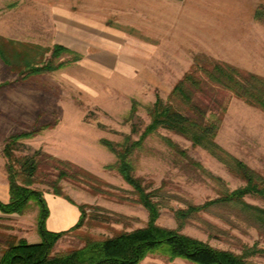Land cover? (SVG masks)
Instances as JSON below:
<instances>
[{
	"label": "rangeland",
	"instance_id": "rangeland-1",
	"mask_svg": "<svg viewBox=\"0 0 264 264\" xmlns=\"http://www.w3.org/2000/svg\"><path fill=\"white\" fill-rule=\"evenodd\" d=\"M54 1L0 0V47L9 63L0 59V173L6 174L2 148L8 137L32 133L20 140L17 157L40 150L104 183V192L94 193L79 182H58L63 195L77 207L86 206V216L81 227L57 241L54 253L147 222L145 208L115 168L117 158L104 140H139L126 159L148 190L161 191L165 206L156 220L160 226L175 229L176 209L244 186L234 171L179 132L159 128L143 139L140 135L149 123L145 106L157 95L166 100L194 63H204L203 57L264 77V0H156L153 8L134 12L126 7L131 0H84L79 8L67 0L74 5L67 10L84 13L86 25H78L77 18L64 23L62 16H52ZM149 12L152 16L145 19L151 22L144 23ZM56 44L72 53L56 55ZM41 63L63 64L32 73L30 67ZM197 99L216 111L225 108L216 144L264 177V111L219 88L205 89ZM48 160L31 185L43 198L53 194L45 181L54 180L56 172ZM243 199L264 208L262 196L246 194ZM37 211L36 202L30 201L22 213L23 228L13 220L0 222V254L6 239L30 236ZM94 213L103 216V222L88 218ZM234 213L228 206L213 207L189 220L181 232L236 253L255 243L264 247V234ZM117 215L123 216L121 222L105 218ZM251 259L264 264V255ZM139 264L193 263L150 253Z\"/></svg>",
	"mask_w": 264,
	"mask_h": 264
},
{
	"label": "trees",
	"instance_id": "trees-1",
	"mask_svg": "<svg viewBox=\"0 0 264 264\" xmlns=\"http://www.w3.org/2000/svg\"><path fill=\"white\" fill-rule=\"evenodd\" d=\"M257 15L260 19L261 16L258 13ZM53 52L56 55L61 52L72 53L67 47L57 44L54 45ZM203 58L204 63H194L177 81L166 100L157 95L154 102L145 106L149 123L141 133L140 139L159 128L179 132L193 145L205 149L234 171L243 179L244 186L233 192L225 190L216 199L203 204H187L185 208L176 209L174 218L177 228L175 229L160 226L156 220L160 209L165 206L161 191L159 189L148 190L142 180L134 176L133 168L126 159L139 140L132 142L127 137L123 144L104 140L103 144L117 158L115 168L132 188V192L136 195V202L145 208L148 214L147 222L142 227L131 230L123 229L111 237L99 240L89 239L80 248L54 253V247L63 235L83 225L86 206L78 205L79 218L69 229L59 232L46 229L48 207L42 192L31 187L36 181L39 170L44 167V159H49V163L46 162L47 165L52 166L56 171L55 179L45 181L46 184L52 187L53 194L63 196L70 202H72L70 198L60 191L58 186L60 180L68 179L82 183L94 193L104 192L100 188V185L104 183L81 167L46 155L40 150L17 157L15 150L20 140L32 133L13 134L8 137L2 148V154L6 159L5 172L10 198L7 203L0 201V210L5 214L20 215L30 201L36 202L38 206L37 232L40 241L28 243L24 238L6 239V247L0 254V264H139L150 253H160L171 260L186 259L193 264H258L251 258L264 255V247H258L257 243L244 246L240 253H236L229 249L215 248L207 242L181 232L184 225L189 220L198 217L200 212L209 211L213 207L228 206L236 211L234 214L237 218L255 227L260 234H264V208L250 204L243 199L246 194L264 197V177L216 144L214 139L225 108L216 111L211 104H208L209 102L205 103L206 101L197 99V94L203 93L205 89L219 88L230 92L246 104L264 111V77L240 70L226 62ZM0 59L8 63L1 47ZM62 64L54 66L51 63H41L33 65L30 70L32 73L45 72L55 70ZM135 109L133 105L132 113ZM135 131V125H132V132ZM117 216V219L105 218L107 221L121 222L123 216ZM88 218L97 222L104 220V217L98 213L90 214Z\"/></svg>",
	"mask_w": 264,
	"mask_h": 264
},
{
	"label": "crops",
	"instance_id": "crops-1",
	"mask_svg": "<svg viewBox=\"0 0 264 264\" xmlns=\"http://www.w3.org/2000/svg\"><path fill=\"white\" fill-rule=\"evenodd\" d=\"M70 1H73L74 5L77 4L78 8H79V5H81V3L84 2V0H70ZM137 1H140L142 3H138ZM155 2L156 0H131V2L126 5V7H129L134 12L136 9H139L141 7H143V9L144 8L151 9L153 8L152 4L153 3L155 4ZM74 5H72V3L67 0H55L54 3L50 5V7L53 9L51 14L52 16H62L61 18L64 19L63 20L64 23H66L67 21H70V20H67L69 18H77L75 20H77L76 23H78V25H81V24L86 25L88 23V20L84 13L81 14L79 11L71 12L67 10L68 8H71ZM83 5L85 7V4ZM95 5H96L95 7L98 6L97 4ZM129 13H130L129 16H132L131 12ZM136 16H138V14H136ZM151 16L152 14H150V12L148 13V15L143 16V22L144 23L151 22V20L145 19L146 17H151ZM130 22L136 23L138 22V20L137 21L130 20ZM6 177H7L6 174L0 173V201L2 203H7L10 198L9 185H8V180ZM44 199L48 207V211H49L48 216L45 221V227L47 230L52 231V232L64 231L72 227L77 222L79 215H80V211L77 207L76 202L71 203L64 197L54 195V194H46L44 196ZM37 214H38V211H37ZM22 216L23 214H20V215L14 214V213L5 214L0 210V222L6 221V220L8 221L13 220V221H16L15 225H19L23 228L22 224L24 221L21 219ZM36 223H37V218H36ZM36 234L38 235L37 224H36L35 230L30 232L29 237L25 236V237H20V238L26 239L28 243H38L39 240Z\"/></svg>",
	"mask_w": 264,
	"mask_h": 264
}]
</instances>
